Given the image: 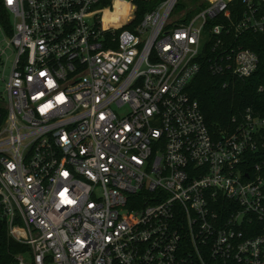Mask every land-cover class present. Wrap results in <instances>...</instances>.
I'll return each instance as SVG.
<instances>
[{
	"label": "built area",
	"instance_id": "obj_1",
	"mask_svg": "<svg viewBox=\"0 0 264 264\" xmlns=\"http://www.w3.org/2000/svg\"><path fill=\"white\" fill-rule=\"evenodd\" d=\"M148 1L0 0L12 264H264V102L214 134L186 90L198 57L222 88L258 70L264 0Z\"/></svg>",
	"mask_w": 264,
	"mask_h": 264
},
{
	"label": "trees",
	"instance_id": "obj_2",
	"mask_svg": "<svg viewBox=\"0 0 264 264\" xmlns=\"http://www.w3.org/2000/svg\"><path fill=\"white\" fill-rule=\"evenodd\" d=\"M134 1L137 19L152 6V2L148 0ZM0 25L5 29L9 26L8 16L1 5ZM249 36L250 42L244 43V46L256 51L261 60L256 72L248 78L237 80L232 85L222 88L220 80L208 73L205 62L198 57L200 68L186 87L189 96L197 101L208 129L214 134L230 126V116L238 107L264 102V51L259 37ZM260 84H262V91L259 92L257 87ZM21 248V245L12 242L2 230L0 231V264H12V255Z\"/></svg>",
	"mask_w": 264,
	"mask_h": 264
},
{
	"label": "rangeland",
	"instance_id": "obj_3",
	"mask_svg": "<svg viewBox=\"0 0 264 264\" xmlns=\"http://www.w3.org/2000/svg\"><path fill=\"white\" fill-rule=\"evenodd\" d=\"M198 9L199 8L196 6L195 0H176V4L172 8L167 22L172 25L182 18H185V20H187L194 13H196Z\"/></svg>",
	"mask_w": 264,
	"mask_h": 264
},
{
	"label": "snow or ice",
	"instance_id": "obj_4",
	"mask_svg": "<svg viewBox=\"0 0 264 264\" xmlns=\"http://www.w3.org/2000/svg\"><path fill=\"white\" fill-rule=\"evenodd\" d=\"M9 3H12V0H8Z\"/></svg>",
	"mask_w": 264,
	"mask_h": 264
}]
</instances>
